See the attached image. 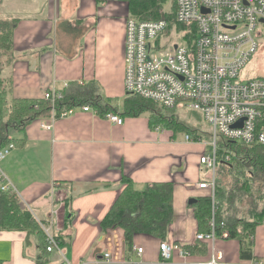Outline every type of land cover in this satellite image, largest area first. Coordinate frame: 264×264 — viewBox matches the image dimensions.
Segmentation results:
<instances>
[{"label": "crops", "instance_id": "0c3cea01", "mask_svg": "<svg viewBox=\"0 0 264 264\" xmlns=\"http://www.w3.org/2000/svg\"><path fill=\"white\" fill-rule=\"evenodd\" d=\"M129 14L128 2L123 0L0 1V20L16 22L11 60L2 68L3 77L12 79L10 98L39 99L51 86L64 89L65 83L83 81L123 118L122 124H116L100 112L77 109L72 116L57 119L50 130L41 126L50 118L39 117L14 135L23 143L1 161V168L22 204L63 237L61 251L45 254L46 264H60L63 259L71 264H133L127 258L138 264H207L214 248L223 252L225 264H264V197L254 209L244 200L236 203L238 219L257 222L254 229L242 231L241 239L198 241L196 234L205 231L199 227L194 204L203 196L212 200L208 190L196 187L208 179L200 157L208 151L210 140L198 134L194 141L177 142L173 131L151 123L150 113H124ZM59 41L64 44L59 46ZM125 180L137 190L155 182L174 183L173 220L164 240L136 234L129 248L122 228L103 229L101 222L125 188ZM216 181L225 190L217 173ZM61 197L64 202H59ZM161 240L184 250L204 249L189 250L184 256L175 253L162 262ZM39 242L25 231L1 230L0 264H42ZM135 246L144 247L141 256L133 251ZM110 249L114 262L102 258Z\"/></svg>", "mask_w": 264, "mask_h": 264}, {"label": "built area", "instance_id": "2783aa9c", "mask_svg": "<svg viewBox=\"0 0 264 264\" xmlns=\"http://www.w3.org/2000/svg\"><path fill=\"white\" fill-rule=\"evenodd\" d=\"M174 1L175 22L189 28L185 35L191 34L189 41L193 43L182 40L176 30L169 31L170 22L165 17L140 20L128 16L124 39L125 92L162 107L186 106L199 111L210 125L212 137L208 151L200 157L201 166L208 170L209 175L196 187L208 190L212 198V213L209 230L197 233L196 239L214 244L218 238H230L229 229L216 217V173L219 159L228 163L234 155V151L219 155L217 139L224 137L231 143L244 146L264 144V75L241 78L244 68L259 48L258 38L263 34L259 25L264 24V0ZM78 84L84 85L83 81ZM68 86L69 83H65V88ZM42 98L51 102L50 123H41L48 130L53 128L57 119L72 116L77 109L99 112L91 104L59 107L63 89L52 86L44 91ZM104 118L116 124L123 123V118L115 111H107ZM185 139L195 140L189 134ZM13 148L15 144L10 143L0 150V163ZM0 189L16 191L1 165ZM64 200L65 197H61L59 202ZM59 209L54 211L57 221ZM42 226L47 251H61L53 228L46 224ZM58 228L61 230L62 226ZM213 250L207 264H225L223 252L216 248ZM133 251L141 256L144 247L135 246ZM189 252V249L184 250L173 242L160 243L162 262L170 261L175 253L184 256ZM102 258L107 262L115 261L111 249L105 251ZM127 259L138 264L132 258ZM60 264L71 262L63 259Z\"/></svg>", "mask_w": 264, "mask_h": 264}, {"label": "trees", "instance_id": "16d2710c", "mask_svg": "<svg viewBox=\"0 0 264 264\" xmlns=\"http://www.w3.org/2000/svg\"><path fill=\"white\" fill-rule=\"evenodd\" d=\"M123 1L128 2L129 16L140 20H155L165 17L170 22L169 31L176 30L182 40L186 39V42L193 43V41H189L191 34L185 35V31L189 28L175 22V1L173 10L169 12H164V4L167 0ZM15 28L16 22L14 20H0V150L10 143H14L15 146L22 144L23 141L17 139L14 134L23 130L24 126L31 120L49 117L51 114V102L43 98H10L12 79L3 77L2 68L5 62L11 60ZM4 56L8 57L5 61ZM70 84L63 89V100L59 103V107L69 108L73 105L91 104L98 109L102 116L110 111L106 101L93 94V88L78 83ZM155 105L172 113L175 109L162 107L139 96L127 95L124 101V113L137 116L148 111L154 126L162 123L158 117L169 122L174 113L168 117L162 112H156ZM189 131L187 134L195 138L200 137L198 134L206 136L209 140L212 137L211 129L206 132L197 129H190ZM217 143L219 155L225 151H234V155L232 161L228 163L224 159H219L218 166L228 175L231 182L227 184L230 186L227 190H224L217 183L216 195L218 194L219 202L216 217L218 222L225 223L230 231V237L241 239L242 231L254 229L257 222L238 219L240 209L236 203L244 200L254 209L263 202L260 198L264 197V190L261 188L264 187V144L244 146L239 143H231L224 137H219ZM126 182L125 188L101 222L103 229L122 228L129 248H132L133 237L136 234H150L164 240L168 226L173 220L174 183L172 181L155 182L148 184L143 190H137L130 180ZM220 183L225 185L222 180ZM194 206L200 229L208 231L212 213L211 199L208 196L200 197ZM69 220L70 215L66 213V227L69 225ZM244 223L246 226L240 229V225ZM42 224L45 223L37 220L31 210L22 204L16 191L0 189V231L19 230L27 232L28 235H36L40 240L39 247L41 248V255L38 258L43 260L41 261L42 264H46L48 258L45 254H49V252L47 251V239ZM57 238L60 244H63V237L60 234H57ZM187 249L193 251L204 248L196 246L187 247Z\"/></svg>", "mask_w": 264, "mask_h": 264}, {"label": "rangeland", "instance_id": "374dc122", "mask_svg": "<svg viewBox=\"0 0 264 264\" xmlns=\"http://www.w3.org/2000/svg\"><path fill=\"white\" fill-rule=\"evenodd\" d=\"M173 4H174V0H167L165 2L164 8L166 12L173 10ZM259 28L263 30V34L262 36L258 38V41L260 43L258 51L247 63L246 67L243 70L241 78L249 79L253 77H258L260 75H264V24H260ZM61 43L64 44V41H59L58 43L59 46L63 45ZM4 58L7 59L6 57ZM39 99H42V97ZM122 103L123 102H119V105L121 107H122ZM154 109L156 112H162L168 117L174 113V116L171 118L169 122L164 121L165 119H161L160 117H158V119L162 122V123H159L160 124L159 126H161L163 129L168 128L170 131L174 132L177 142H180L182 140L184 141L185 135L187 131H189L190 129H197L199 131H205V132L210 130V125L206 122L203 114L199 111L193 110L186 106L176 107L173 113L171 111H165L158 106H156ZM144 113L148 114L149 112L146 111ZM217 178H218V181L222 180L224 182L225 190L229 189L230 186L227 184L228 183L230 184L231 181L229 180L228 175H226L221 170L220 166H218V169H217ZM59 211L60 210H58L57 215H59ZM60 222L63 224V219H61ZM64 223H65V219H64Z\"/></svg>", "mask_w": 264, "mask_h": 264}, {"label": "water", "instance_id": "95a60500", "mask_svg": "<svg viewBox=\"0 0 264 264\" xmlns=\"http://www.w3.org/2000/svg\"><path fill=\"white\" fill-rule=\"evenodd\" d=\"M193 201H196L195 199H192V201L191 202H193Z\"/></svg>", "mask_w": 264, "mask_h": 264}]
</instances>
